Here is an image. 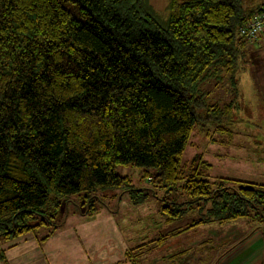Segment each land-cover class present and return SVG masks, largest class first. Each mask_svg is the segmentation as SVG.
Instances as JSON below:
<instances>
[{
	"label": "trees",
	"instance_id": "1",
	"mask_svg": "<svg viewBox=\"0 0 264 264\" xmlns=\"http://www.w3.org/2000/svg\"><path fill=\"white\" fill-rule=\"evenodd\" d=\"M263 1L170 0L162 27L145 0H0V264L2 241L62 224V198L126 186L119 165L162 190L165 225L204 212L171 236L245 219L264 244V185L181 164L196 124L231 113L202 86L236 83Z\"/></svg>",
	"mask_w": 264,
	"mask_h": 264
},
{
	"label": "rangeland",
	"instance_id": "2",
	"mask_svg": "<svg viewBox=\"0 0 264 264\" xmlns=\"http://www.w3.org/2000/svg\"><path fill=\"white\" fill-rule=\"evenodd\" d=\"M169 1L145 0L162 27ZM240 64L235 84L226 73H220L222 79H209L203 84L207 101L224 106L231 100L233 108L223 121L196 124L181 164L187 174L194 167L209 179L226 177L264 185V46H246ZM220 126L228 131H216ZM203 162L210 166L205 167ZM116 173L128 177L126 186L62 198L55 218L49 220L53 224L62 222L57 228L41 226L2 241L7 256L2 264H183L184 259L194 258V252L187 249L176 254L179 247L208 243V227L170 235L175 227L182 228L204 212L195 207L174 224L165 225V217L159 212L165 205L161 201L163 192L142 176V168L119 165ZM139 197L141 200L135 203ZM181 198V189L177 188L169 200L177 202ZM246 221L234 223L243 229ZM225 225H211L219 227V239L226 234L222 232ZM158 239L162 241L158 243ZM199 253L200 257L207 254L202 249Z\"/></svg>",
	"mask_w": 264,
	"mask_h": 264
},
{
	"label": "crops",
	"instance_id": "3",
	"mask_svg": "<svg viewBox=\"0 0 264 264\" xmlns=\"http://www.w3.org/2000/svg\"><path fill=\"white\" fill-rule=\"evenodd\" d=\"M244 223L243 229L237 227L234 222L227 223L222 231L226 234L221 239H219L221 235L219 227L211 228V225L214 224L190 228L187 231L208 227L211 235L206 239L208 243L201 244L203 246H200V243L181 246L177 249L176 254H182L187 249L194 252V258L192 260L191 258L184 259L183 264H261L264 250L262 234L256 225L249 221ZM212 232L217 235H213ZM200 249L207 253L204 257H200Z\"/></svg>",
	"mask_w": 264,
	"mask_h": 264
},
{
	"label": "built area",
	"instance_id": "4",
	"mask_svg": "<svg viewBox=\"0 0 264 264\" xmlns=\"http://www.w3.org/2000/svg\"><path fill=\"white\" fill-rule=\"evenodd\" d=\"M239 36L250 43L264 45V1L262 10L240 27Z\"/></svg>",
	"mask_w": 264,
	"mask_h": 264
}]
</instances>
